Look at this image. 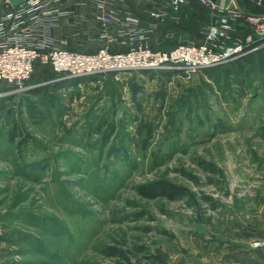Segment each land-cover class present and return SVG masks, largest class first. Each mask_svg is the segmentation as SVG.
Returning <instances> with one entry per match:
<instances>
[{
	"label": "rangeland",
	"instance_id": "1",
	"mask_svg": "<svg viewBox=\"0 0 264 264\" xmlns=\"http://www.w3.org/2000/svg\"><path fill=\"white\" fill-rule=\"evenodd\" d=\"M256 40L259 50L189 74H109L55 92L54 76L37 69L26 91L0 83V264H235L208 249L238 233L232 217L263 231L251 247L264 237V40ZM15 125L21 147L10 140ZM160 180L187 196L138 194Z\"/></svg>",
	"mask_w": 264,
	"mask_h": 264
},
{
	"label": "built area",
	"instance_id": "2",
	"mask_svg": "<svg viewBox=\"0 0 264 264\" xmlns=\"http://www.w3.org/2000/svg\"><path fill=\"white\" fill-rule=\"evenodd\" d=\"M148 1L151 4L149 15L155 21L179 25L181 16H192L202 24L200 28H193L199 32H194L193 39L179 35L176 43L163 46L161 41L152 44L149 38L158 24L152 25L150 30L133 24L118 33L125 39L124 49L112 51L104 46L88 53L59 47L47 39L49 30L57 26L58 18L67 14L57 8L62 0H24L18 5H13L11 0H0V6L13 5L11 9H0V83L26 91L28 87L24 85L37 69L52 73L59 83L132 72L180 70L189 74L224 64L262 47L255 45L256 39L264 40L262 0H246L249 1L247 7L241 5L240 0ZM97 4L104 7L103 2ZM118 16V11L101 16L104 38L111 40L109 28ZM40 30L46 32L40 33ZM240 32L245 33L246 41L232 42ZM38 34L46 39H37ZM252 247L264 248V237Z\"/></svg>",
	"mask_w": 264,
	"mask_h": 264
},
{
	"label": "crops",
	"instance_id": "3",
	"mask_svg": "<svg viewBox=\"0 0 264 264\" xmlns=\"http://www.w3.org/2000/svg\"><path fill=\"white\" fill-rule=\"evenodd\" d=\"M97 2H103L104 7H99ZM195 6L199 10L202 9L199 5ZM57 8L67 14L58 18L57 26L49 30L47 39L53 40L59 47L83 50L88 53L96 52L104 46H108L112 51L124 49L122 42L125 39L120 37L118 33L123 29L133 27V24L146 30H150L152 25L158 24L149 38L152 44L161 41L163 46L176 43L179 35H186L185 37L193 39V28L201 24L192 16L189 18L181 16L182 21L179 25L170 22L159 23L149 15L151 4L148 0H62ZM113 11H118L119 16L113 27L109 28V36L111 37L109 40V38L102 36L104 27L101 16H107ZM43 32L46 31L40 30V33ZM171 35L173 40L168 38ZM37 39L44 40L46 38L43 34H38ZM45 74L54 76L46 71ZM55 82L56 84L53 85L55 92L65 89L73 91V89L84 90V88L95 87L102 83V78L93 77L71 82ZM29 87V91L33 93L40 85H30ZM230 221H233L230 227L231 231L238 233L230 234L231 236L226 242L225 240H216L208 252L235 264H264V248L255 249L251 247L252 241L263 235V231L253 228L250 224L246 225L243 221L235 220L233 217ZM223 252L227 256L226 258L221 256Z\"/></svg>",
	"mask_w": 264,
	"mask_h": 264
},
{
	"label": "trees",
	"instance_id": "4",
	"mask_svg": "<svg viewBox=\"0 0 264 264\" xmlns=\"http://www.w3.org/2000/svg\"><path fill=\"white\" fill-rule=\"evenodd\" d=\"M263 55V57H261ZM260 54V64L258 63V65H263L264 68V52L263 54ZM252 59V58H251ZM250 60V58L246 59V61L248 62ZM234 65V63H231V65ZM233 65L228 69V71H226L224 73V75L226 77L230 76V73H234L235 72V68L233 67ZM241 65V64H239ZM241 69H243V66H240ZM232 68V69H231ZM211 70H206V73H208L210 75V77L215 80L217 83H219V78L217 79L216 76H214V72H210ZM35 94L38 95H45L46 97H51L48 95L47 92H44L42 88H38L35 92H33ZM5 103V102H4ZM4 103L0 104V113H1V109L5 108ZM1 116V114H0ZM16 124V123H15ZM23 130L21 129V127L19 126H14L13 129L10 132V140L12 143L16 144L17 147H21L26 140H24V138L20 135H22ZM18 138H22V140L20 142L17 143V139ZM27 168H29L30 170H34L37 168L36 165H30ZM138 194L144 198L147 199H156V198H165L168 199L170 201H176L180 198H184L187 196V190L186 188H184L183 186H179L176 185L174 183H171L169 181L166 180H160L154 183H150V184H143L141 186L138 187ZM215 206V205H213ZM109 255L111 257H116L118 259H121L123 261L129 262L130 263V258L128 256V253H126V251L123 250H119L116 247H110L109 248Z\"/></svg>",
	"mask_w": 264,
	"mask_h": 264
},
{
	"label": "water",
	"instance_id": "5",
	"mask_svg": "<svg viewBox=\"0 0 264 264\" xmlns=\"http://www.w3.org/2000/svg\"><path fill=\"white\" fill-rule=\"evenodd\" d=\"M262 5L264 6V0H262ZM13 7V5L11 3H8V4H5L3 6H0V9L3 8V9H11Z\"/></svg>",
	"mask_w": 264,
	"mask_h": 264
}]
</instances>
